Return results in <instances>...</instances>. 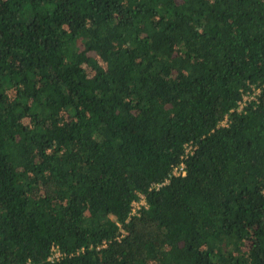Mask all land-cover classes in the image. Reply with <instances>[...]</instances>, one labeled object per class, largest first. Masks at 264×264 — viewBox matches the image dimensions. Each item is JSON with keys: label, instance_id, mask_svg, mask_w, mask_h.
<instances>
[{"label": "trees", "instance_id": "trees-1", "mask_svg": "<svg viewBox=\"0 0 264 264\" xmlns=\"http://www.w3.org/2000/svg\"><path fill=\"white\" fill-rule=\"evenodd\" d=\"M29 260L264 264V0H0V264Z\"/></svg>", "mask_w": 264, "mask_h": 264}, {"label": "built area", "instance_id": "built-area-1", "mask_svg": "<svg viewBox=\"0 0 264 264\" xmlns=\"http://www.w3.org/2000/svg\"><path fill=\"white\" fill-rule=\"evenodd\" d=\"M252 98H254L255 96H251ZM249 100L248 96L244 97V101L243 102H239V108L240 110H242V108L244 107V105H246V101ZM228 124V118L225 117V121L221 123L222 126H227ZM194 149L191 146H187L186 145V150H185V154L182 157L183 159L188 158V156L190 155V153H193ZM174 175H185V165L184 163H181V165L179 167H176L174 169L173 172ZM168 182V180L166 181V183ZM157 189L160 188V185L156 186ZM147 202H146V198L144 195H140L139 196V200H136L132 203V210L130 213V217H134V216H138L140 215V212L142 211L143 208H147ZM107 246L106 242H103L102 246H98L97 250H100L102 248H105ZM63 257V254L61 253L60 249L57 246H53L50 250V254L48 256L47 261L50 263H56L58 262L61 258ZM25 264H34L33 262H31L30 260L28 262H26Z\"/></svg>", "mask_w": 264, "mask_h": 264}]
</instances>
